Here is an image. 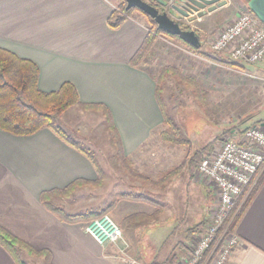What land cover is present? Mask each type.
<instances>
[{"label":"crops","instance_id":"crops-1","mask_svg":"<svg viewBox=\"0 0 264 264\" xmlns=\"http://www.w3.org/2000/svg\"><path fill=\"white\" fill-rule=\"evenodd\" d=\"M111 1L0 0V48L37 66V85L42 92L56 91L68 82L75 87L81 104L104 105L129 158L146 146L158 129L159 137L163 128L155 98L154 67L160 62L171 65L198 81V74L216 68V64L159 38L143 64L132 67L129 61L148 26L135 14L118 29H110L107 19L118 4ZM223 8L195 22H204ZM199 31L204 33L203 28ZM63 116L60 127L65 130ZM95 178L89 160L47 129L24 137L0 131V227L33 250L48 252L49 264H121L113 246L97 244L86 234L84 224L61 222L40 201L43 192L64 189L77 179ZM127 214H120V220ZM190 226L183 231L194 228ZM130 229H123L122 234L132 241ZM234 230L240 243L227 264H264V180ZM158 232L164 233L159 229L155 234ZM159 254L162 263L168 258L169 263L173 256V262L181 259L183 251L177 255L170 250L167 259L162 251ZM21 259L25 264L27 259L31 264H44L27 255ZM0 264H16L2 246Z\"/></svg>","mask_w":264,"mask_h":264},{"label":"rangeland","instance_id":"rangeland-1","mask_svg":"<svg viewBox=\"0 0 264 264\" xmlns=\"http://www.w3.org/2000/svg\"><path fill=\"white\" fill-rule=\"evenodd\" d=\"M112 1L117 4L119 0ZM245 2L246 0H229L226 7L204 22H194L190 25L192 29H197L193 30L200 39L202 52L211 53L210 46L213 40L239 14L247 13ZM145 22L148 25L146 20ZM201 28L204 29V33L199 31ZM221 56L229 59L226 55ZM163 66L165 65L160 62V65L154 67V73H158ZM241 66L244 69L238 71L216 64V68L204 72L201 76L198 74V81L193 79L204 95L205 109L199 108L190 90L177 85L170 78L167 79L162 96L166 110L179 127L181 137L190 144L188 147H178L162 143L158 137L160 131L158 129L153 132L146 146L129 157L138 171L151 178H155L159 172L178 168L181 165L183 170L164 188L148 189L143 193L147 198L162 205L163 213L153 221L131 225L132 241L122 234L123 240L113 246L120 259L125 255L135 259L137 264H161L164 261L159 254L161 251L163 256L166 255L165 259L169 257L170 250L178 255L184 248L180 242L183 243L189 238L188 243H190V237L202 233L201 230H196L189 235L188 231L183 230L190 224L192 225L190 228L195 229L197 224L207 219L210 211L216 206L217 198L207 182L202 181L201 178L196 180L195 176L191 178L185 162L186 155L188 154L190 159L207 149L216 151L221 141L227 138L235 139L234 136L237 134L241 136L245 129L264 122V59L256 65ZM61 118L58 120L59 125ZM63 122L72 130L67 129L63 124L64 131L74 142L92 153L105 174V180L99 189L84 188L68 197H55L52 199L54 205L62 208L66 213L81 214L107 208L117 195L135 194L129 188L128 178L118 165L112 136L101 113L74 107L63 116ZM233 131L237 134H232ZM145 150L147 152H144ZM153 211V206L122 201L109 216L120 227L119 222L122 217L120 214L124 212ZM125 228L129 227H120L121 231ZM159 229L164 233L158 232L159 234L156 235ZM161 241L160 247L158 244ZM166 261L162 264L168 263ZM26 264H31V261L27 259Z\"/></svg>","mask_w":264,"mask_h":264},{"label":"trees","instance_id":"trees-1","mask_svg":"<svg viewBox=\"0 0 264 264\" xmlns=\"http://www.w3.org/2000/svg\"><path fill=\"white\" fill-rule=\"evenodd\" d=\"M248 1L249 0H246V5ZM125 6L126 4L122 0H119L117 6L110 13L107 19V25L110 29H118L133 14H138L148 23L147 34L140 47L129 61L132 67L139 68L145 59L148 58L156 41L159 38H162L175 44H180L191 53H194L199 57L217 65L225 66L238 71H242L244 69L243 66H241L242 64L240 65L238 62L223 58L219 54L212 52L204 53L200 49L189 47L179 40V38L170 36L165 32L158 30L156 24L140 11L136 9L125 11ZM247 13L255 18L248 8ZM168 78L173 80L177 85L190 90L194 100L201 109L206 108L205 98L196 82L193 79L182 75L178 68L166 65L163 66L157 73L155 78V98L162 115L163 123V130L159 134V140L168 145L188 147L190 144L189 141L181 137L180 129L170 118L163 101V88L167 84ZM37 81L38 68L33 62L19 58L12 52L0 48V131L8 133L12 136L24 137L32 136L42 129H47L66 145L72 147L74 150L78 151L85 158H87L96 174L95 180L89 181L77 179L64 189L41 193L40 201L45 209L56 216L61 222L67 224L87 225L96 219L102 218L103 216H109V214L116 209L118 203L122 201L131 203L139 202L154 207V211L151 213L144 212L127 214L119 222L121 228L130 227L131 225H137L144 222L146 223V221H153L160 216L164 210L163 206L154 202L152 199L147 198L143 193H145L148 189L160 190L167 186L171 181L180 175L183 170V166L181 165L178 168L159 172L155 178H151L148 175L141 173L134 167L133 162L124 155L120 138L112 123L110 113L104 105L81 104L76 89L71 83H63L58 90L53 92H42L38 88ZM74 107H81L86 111L100 112L104 117L107 130L112 136L118 165L128 178L129 188L135 193L117 195L107 208L100 211H89L81 214L66 213L62 208L54 205L52 200L55 197H68L75 191L84 188L99 189L102 187L105 180V174L92 153H90L87 149L82 148L78 143L74 142L72 137H70L58 124V120L62 117V115ZM211 151V149H207L203 153L193 155L190 159L188 158L189 155H186L185 162L187 163V168L190 172L191 178L194 177V171L199 163L204 157L209 156ZM263 180L264 172L262 173L259 182L253 190L247 203L244 204L243 208L234 217L232 229H235L237 221L241 217L253 195L257 192ZM204 226L205 220L198 224L195 229L201 228L200 230L203 232ZM188 231L189 232L187 234L189 235L196 232L194 229ZM188 240L189 238L187 241L181 243V245L184 246V248L180 250L183 251V255H181L182 258L187 252ZM0 246L6 250L16 264H25L21 259L24 254L29 257L39 258L43 260L44 264H49L50 255L48 252H37L33 250L24 242L18 240L1 227ZM173 259L174 256L167 264H172Z\"/></svg>","mask_w":264,"mask_h":264},{"label":"built area","instance_id":"built-area-1","mask_svg":"<svg viewBox=\"0 0 264 264\" xmlns=\"http://www.w3.org/2000/svg\"><path fill=\"white\" fill-rule=\"evenodd\" d=\"M210 48L212 53L226 55L239 64L256 65L264 59V25L248 13H241ZM234 137L221 141L220 147L204 157L195 170L194 176L215 192L217 203L205 219L204 231L190 237L185 256L172 264H227L239 246L232 222L264 172V124L251 126L240 138ZM84 229L100 246H115L122 239L121 229L108 215ZM121 264L137 262L124 255Z\"/></svg>","mask_w":264,"mask_h":264},{"label":"water","instance_id":"water-1","mask_svg":"<svg viewBox=\"0 0 264 264\" xmlns=\"http://www.w3.org/2000/svg\"><path fill=\"white\" fill-rule=\"evenodd\" d=\"M125 11L136 9L148 16L157 29L177 37L194 49H200L201 42L196 32L188 26L207 14L225 7L227 0H122ZM154 3L158 5L159 10ZM247 8L264 25V0H249ZM184 25V27H182Z\"/></svg>","mask_w":264,"mask_h":264},{"label":"flooded vegetation","instance_id":"flooded-vegetation-1","mask_svg":"<svg viewBox=\"0 0 264 264\" xmlns=\"http://www.w3.org/2000/svg\"><path fill=\"white\" fill-rule=\"evenodd\" d=\"M154 6H156L159 10H161V8L158 5H156L155 3H154ZM182 27H184V25H182Z\"/></svg>","mask_w":264,"mask_h":264}]
</instances>
